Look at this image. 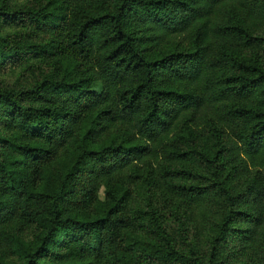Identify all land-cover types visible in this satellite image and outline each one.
<instances>
[{"label": "trees", "instance_id": "1", "mask_svg": "<svg viewBox=\"0 0 264 264\" xmlns=\"http://www.w3.org/2000/svg\"><path fill=\"white\" fill-rule=\"evenodd\" d=\"M11 1L0 24L24 32L0 37V72L74 61L0 89V264H224L231 244L264 264V0ZM141 181L186 220L215 213L206 256L134 207Z\"/></svg>", "mask_w": 264, "mask_h": 264}, {"label": "rangeland", "instance_id": "2", "mask_svg": "<svg viewBox=\"0 0 264 264\" xmlns=\"http://www.w3.org/2000/svg\"><path fill=\"white\" fill-rule=\"evenodd\" d=\"M31 0H13L11 1L10 7L15 8L19 6H28ZM41 1L43 4L48 3L49 0H36ZM75 3L68 1V4L64 6V9L71 12L74 9ZM20 26L16 24L15 21H7L2 22L0 24V37H12L14 34L23 33ZM74 61V56L70 53H65L59 55L58 57H54L47 62H39L38 60L32 61L30 67H16V68H8L5 71L0 72V89L3 90H16V91H26L29 90L38 79L45 78H54L56 80H62L66 68L69 67ZM0 134L7 135L8 133L0 129ZM262 174L264 171H261ZM256 175V171H251L250 178ZM146 179L148 183L152 185V179L146 175ZM146 183L143 184L142 181L139 185L132 186V192L135 198V202L133 203L134 207L138 206L143 210L152 211L155 210L154 217H159L162 225L171 232L172 236L176 239L179 250L187 254L192 248L197 250L203 256H206L209 252L210 246L209 243L212 237L217 233L216 225H215V213L211 212L208 214V217L204 218L203 216L198 215L196 218L192 220H186L187 214L183 209H179L181 206L173 205L172 207L166 208L163 205V199L159 200L160 192L152 191L146 187ZM152 192L154 194H152ZM101 198H104L103 192H101ZM177 215L173 213L177 210ZM152 215L148 214L145 219L149 221L151 219V224L154 222V219L151 217ZM184 225H180L179 220ZM184 226V227H183ZM185 229L186 233L181 232ZM244 226H241L237 222L232 224L233 229H240ZM33 231L34 227L26 228L22 235L21 241L24 244L29 246L33 243ZM147 240L153 241L155 243L161 242V239L153 236L152 234L146 232L141 234ZM231 247L235 253V257H233L229 262H224V264H247L253 258L255 261L259 260V250L257 245L250 246L249 250H244V254L246 257L241 256L238 253V245L231 244ZM51 260H42L43 263H51ZM6 264H23V260L18 255H9L6 259ZM52 264H68V262H62V260L56 259Z\"/></svg>", "mask_w": 264, "mask_h": 264}]
</instances>
